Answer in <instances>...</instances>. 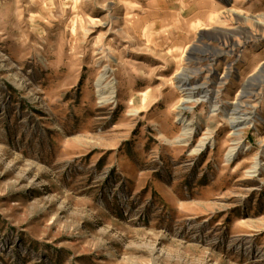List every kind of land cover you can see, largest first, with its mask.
<instances>
[{"label":"rangeland","instance_id":"374dc122","mask_svg":"<svg viewBox=\"0 0 264 264\" xmlns=\"http://www.w3.org/2000/svg\"><path fill=\"white\" fill-rule=\"evenodd\" d=\"M0 264H264V0H0Z\"/></svg>","mask_w":264,"mask_h":264},{"label":"bare ground","instance_id":"6f19581e","mask_svg":"<svg viewBox=\"0 0 264 264\" xmlns=\"http://www.w3.org/2000/svg\"><path fill=\"white\" fill-rule=\"evenodd\" d=\"M179 82L180 83H182V84H180V86L181 87H183V89H187L186 88V86H187V82H188V79L190 78V76L188 75V74H182L181 72H180V75H179ZM97 83H98V85L101 83V78H99L98 80H97ZM188 87V86H187ZM189 89H192V87H190ZM246 93H248L247 91H245V90H243L242 92H241V94L240 95H244V94H246ZM186 101H189V99H182V103L183 102H186ZM180 108V110H185V106H180L179 107ZM178 120L179 121H181L182 120V118L181 117H179L178 118ZM182 121H184V120H182ZM233 121V120H232ZM233 123H235V122H233ZM182 132H183V135H187L188 134V129L186 128V125L184 126V129L182 130ZM233 150H234V147H230L229 149H228V152H227V155H228V157L232 154V152H233Z\"/></svg>","mask_w":264,"mask_h":264},{"label":"crops","instance_id":"0c3cea01","mask_svg":"<svg viewBox=\"0 0 264 264\" xmlns=\"http://www.w3.org/2000/svg\"><path fill=\"white\" fill-rule=\"evenodd\" d=\"M180 13H182V12H180ZM179 20H181V18L179 17ZM183 20V19H182Z\"/></svg>","mask_w":264,"mask_h":264}]
</instances>
